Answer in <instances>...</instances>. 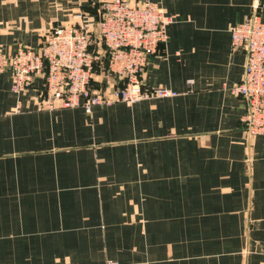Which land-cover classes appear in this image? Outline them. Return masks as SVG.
<instances>
[{
    "label": "crops",
    "instance_id": "obj_1",
    "mask_svg": "<svg viewBox=\"0 0 264 264\" xmlns=\"http://www.w3.org/2000/svg\"><path fill=\"white\" fill-rule=\"evenodd\" d=\"M103 1L0 0V49H37ZM150 1L174 22L142 84L175 96L38 110L41 78L16 96L0 75V264H264V135L230 92L229 28L256 0Z\"/></svg>",
    "mask_w": 264,
    "mask_h": 264
},
{
    "label": "built area",
    "instance_id": "obj_2",
    "mask_svg": "<svg viewBox=\"0 0 264 264\" xmlns=\"http://www.w3.org/2000/svg\"><path fill=\"white\" fill-rule=\"evenodd\" d=\"M264 4L254 1L250 12L229 28L230 48L245 55L242 79L230 92L243 99L241 119L246 136L264 135ZM75 23L46 31L39 48L18 45L13 53L0 49V75L11 74L12 94L29 90L37 78L38 110L83 108L175 96L165 88L145 89L141 74L147 58L166 41V29L174 17L150 0L131 4L127 0L103 1L95 14L77 13ZM106 54L105 72L117 82L91 88L100 47ZM16 111L19 106H16Z\"/></svg>",
    "mask_w": 264,
    "mask_h": 264
},
{
    "label": "trees",
    "instance_id": "obj_3",
    "mask_svg": "<svg viewBox=\"0 0 264 264\" xmlns=\"http://www.w3.org/2000/svg\"><path fill=\"white\" fill-rule=\"evenodd\" d=\"M106 61H107L106 54H103V55L99 58V62H98V64H96V66H95L94 74L99 73L100 71H103V73H106V72H105Z\"/></svg>",
    "mask_w": 264,
    "mask_h": 264
}]
</instances>
